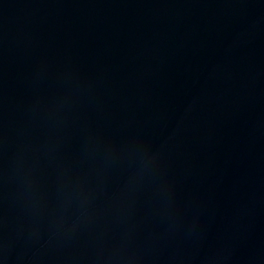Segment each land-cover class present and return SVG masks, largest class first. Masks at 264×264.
Returning <instances> with one entry per match:
<instances>
[{
	"label": "water",
	"instance_id": "obj_1",
	"mask_svg": "<svg viewBox=\"0 0 264 264\" xmlns=\"http://www.w3.org/2000/svg\"><path fill=\"white\" fill-rule=\"evenodd\" d=\"M89 139L157 155L175 227L146 193L71 242L50 240L46 220L32 240L5 180L0 264H108L125 232L120 264H264V0H0L4 170L21 147L53 144L50 187ZM124 179L108 177L97 207Z\"/></svg>",
	"mask_w": 264,
	"mask_h": 264
},
{
	"label": "clouds",
	"instance_id": "obj_2",
	"mask_svg": "<svg viewBox=\"0 0 264 264\" xmlns=\"http://www.w3.org/2000/svg\"><path fill=\"white\" fill-rule=\"evenodd\" d=\"M71 87V85H68ZM70 106V97H57L53 113ZM62 121L54 119L53 128ZM56 146L50 143L36 147H21L3 168V141H0V184L5 180L14 187L13 200L32 221L28 237L40 238V222L47 221L50 240L68 243L78 234L111 212L122 219L137 199L149 194L156 214L166 220L169 229L175 227V201L171 187L160 179L158 157L136 141L121 147L101 144L91 139L81 148L77 167L57 164L50 187L41 177V160L50 158ZM31 153V155H30ZM123 171L125 179L119 191L108 197L103 207H97L101 196L107 197L108 177ZM130 239V233L121 236L113 248L108 264H120L121 253Z\"/></svg>",
	"mask_w": 264,
	"mask_h": 264
}]
</instances>
